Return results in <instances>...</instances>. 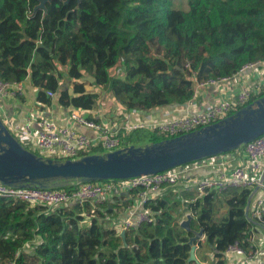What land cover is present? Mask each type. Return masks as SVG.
I'll use <instances>...</instances> for the list:
<instances>
[{
	"label": "trees",
	"instance_id": "trees-1",
	"mask_svg": "<svg viewBox=\"0 0 264 264\" xmlns=\"http://www.w3.org/2000/svg\"><path fill=\"white\" fill-rule=\"evenodd\" d=\"M0 0V81L30 78L37 101L91 112L109 89L129 111L183 106L194 96L185 62L199 80L232 77L248 64L264 60V0H190L187 11L172 0ZM163 56L152 55V46ZM121 65L119 74L111 69ZM67 77L73 88L61 90ZM92 77L93 83L85 80ZM24 100L23 97H18ZM257 101L254 98L250 104ZM131 145L155 133L120 134ZM127 148V147H126ZM68 188V187H67ZM141 190L114 203H73L50 212L44 206L0 198V264H226V251L238 242L247 254L257 250L247 209L254 189H227L202 198L165 186L146 203L154 222L125 233L104 227L134 205ZM191 214V232L180 219ZM206 237L190 245L195 232ZM197 246V261H190Z\"/></svg>",
	"mask_w": 264,
	"mask_h": 264
},
{
	"label": "built area",
	"instance_id": "built-area-1",
	"mask_svg": "<svg viewBox=\"0 0 264 264\" xmlns=\"http://www.w3.org/2000/svg\"><path fill=\"white\" fill-rule=\"evenodd\" d=\"M120 69L121 65L118 64L111 69V73L119 74ZM184 70L187 74L189 73L187 78L193 83L192 100H195L202 91L211 88H221L220 97L212 105L197 112L187 111L162 119L126 118L122 123L111 126L105 119L96 120L89 113L74 110L69 115L67 124H60L53 117L30 118L24 123L13 126L10 131L29 152L44 160L64 162L88 156L95 148L101 151L100 154L123 149L120 134L146 131L155 133L166 140L199 131L235 115L240 109L248 106L254 98L257 100L264 98V60L248 63L232 77L221 79L199 80L188 61L185 62ZM23 94V83L7 84L0 81V106L4 98H18ZM48 95L55 96L52 92ZM130 112L131 116L138 114L136 110ZM75 125L93 131L95 137L91 138L82 134L75 129ZM240 153L244 155L246 162L230 168L234 160L231 156ZM199 173L205 174L199 175ZM165 186L175 187L178 192H194L198 198L210 192L221 193L227 189L260 191V195L248 208L247 216L252 223L262 221L264 219V134L231 154L129 180L69 182L64 188L48 190L12 188L0 183V198L24 202L31 207L44 206L53 212L73 203L111 204L115 202V199L140 189L141 193L135 199L134 205L128 208L130 216H123L125 211L117 219L106 222L104 226L116 228L122 234L136 229L142 223L154 222L153 212L145 205L156 199ZM139 208L141 211L134 216L132 212ZM252 243L256 245L254 237ZM256 247V252L247 254L240 243L236 242L227 248V260L236 258L240 259L238 264H264L263 252L257 245ZM226 264L229 263L226 261Z\"/></svg>",
	"mask_w": 264,
	"mask_h": 264
},
{
	"label": "water",
	"instance_id": "water-1",
	"mask_svg": "<svg viewBox=\"0 0 264 264\" xmlns=\"http://www.w3.org/2000/svg\"><path fill=\"white\" fill-rule=\"evenodd\" d=\"M51 1L54 0H39L38 8L46 9L47 3ZM70 1L66 0L67 3ZM85 80L94 82L92 77ZM138 112L151 115V111ZM263 134L264 98H261L235 115L199 131L144 147L131 145L107 154L61 162L44 160L26 150L0 116V183L12 188L48 190L64 188L69 182L129 180L236 152ZM191 221L192 216L188 214L187 220L180 223L181 228L188 233L191 232ZM194 234L190 245L205 237L203 231ZM121 237L125 238V232ZM196 249L197 246L192 247L190 261H197Z\"/></svg>",
	"mask_w": 264,
	"mask_h": 264
},
{
	"label": "crops",
	"instance_id": "crops-1",
	"mask_svg": "<svg viewBox=\"0 0 264 264\" xmlns=\"http://www.w3.org/2000/svg\"><path fill=\"white\" fill-rule=\"evenodd\" d=\"M61 71H63L64 73V79L61 82V90L71 91L74 82L67 77L66 74L67 68H63ZM23 85H24V94L21 97H23L24 100H20L19 98L7 97L4 98L1 102L0 112L3 116L5 125L8 127L9 130H11L13 126L24 123L26 120L30 118L53 117L60 124L68 123L69 115L71 114L72 111H74V109L64 108L60 106L58 101L59 94L53 97V102L51 106H45L37 101L38 90L35 87H33L30 78L27 79L25 82H23ZM236 89L237 88H235V90ZM86 90L88 92H95L99 94L97 107H95V109L92 110L91 112H86V113H89V115L96 120L105 119L109 123V125L115 126L118 123H122L126 118H131L132 120H139L142 118L144 119L146 117H150L153 119L154 118L162 119L166 116L180 115L182 113H186L187 111L197 112L201 109H204L207 106L212 105V103L220 97L219 91L221 90V88H211L202 91L195 100H191L189 103L183 106L173 105L169 107L157 108L151 111V115L149 116L141 115L139 114V112L137 115L131 116L130 115L131 112L129 110L121 106V104L117 100L115 101L114 100L115 98L114 99L110 98L111 97L110 93L108 95H104L101 98V94H102L101 91H103L102 89H97L91 85H88L86 87ZM106 102L109 103L110 105H107ZM113 102H114V106H116V108H119L118 112H115V109L111 105V103ZM75 129H77V131L91 138L95 137V133L93 131L87 130L85 128L76 125H75ZM231 157L234 160L232 161L230 168L242 162H246V158L242 153L232 155ZM203 174L205 173H199V175H203ZM255 193H258L256 197L260 195V191ZM140 211L141 208L137 209L132 213L134 216H137ZM127 215L130 216V214H128V209L126 210V213L123 214V216H127ZM254 230H255L254 238L256 240V245L259 247V250L263 252V256H264V234H263L264 228H262L261 230V227L257 225L254 228ZM259 235H261L262 238H259ZM227 263L238 264L240 263V259L232 258L227 260Z\"/></svg>",
	"mask_w": 264,
	"mask_h": 264
},
{
	"label": "rangeland",
	"instance_id": "rangeland-1",
	"mask_svg": "<svg viewBox=\"0 0 264 264\" xmlns=\"http://www.w3.org/2000/svg\"><path fill=\"white\" fill-rule=\"evenodd\" d=\"M190 0H172V2L175 4V6H176V8H180V9H182V10H188L189 9V6H188V2H189ZM152 46V55L153 56H157V57H161V56H163V54H162V50H160V49H158L155 45H151ZM116 75L117 73H113V75ZM103 91H101L102 92V94H101V98L104 96V95H108L109 93H110V95H111V97L110 98H113L114 99V97L112 96V93H111V91L109 90V89H102ZM115 101H116V99H114ZM107 102H109V101H107ZM106 102V104L107 105H110L109 103H107ZM111 105L113 106V108L115 109V112H118L119 111V108H116V106H114V102L113 103H111ZM97 107V106H96ZM121 107V106H120ZM0 116H2V114L0 115ZM2 118H3V116H2ZM135 140V145L134 146H136V147H144V146H146V145H148V144H150L149 142H148V140H147V138L145 137V136H142L141 137V139L140 140H138L137 138H135L134 139ZM121 142H122V148H126V147H130L131 146V142H130V140H129V138L128 137H126V136H124V137H122L121 138ZM100 150L98 149V148H95L93 151H91L89 154L90 155H94V154H100ZM229 154H231V153H229ZM61 184H64V183H61ZM187 216L188 215H185L183 218H181L180 219V223L182 222V221H186L187 220ZM262 228L263 227H261V230H262ZM263 234H264V232H263ZM259 238H262L261 237V235H259ZM201 241L203 242V243H205V241H206V237H203V238H201ZM196 258H197V255H196Z\"/></svg>",
	"mask_w": 264,
	"mask_h": 264
}]
</instances>
